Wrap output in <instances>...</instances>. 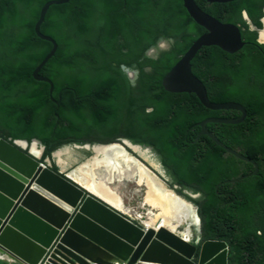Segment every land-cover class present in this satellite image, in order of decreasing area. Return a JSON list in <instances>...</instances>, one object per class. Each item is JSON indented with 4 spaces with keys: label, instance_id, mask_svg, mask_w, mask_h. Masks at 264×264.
Listing matches in <instances>:
<instances>
[{
    "label": "trees",
    "instance_id": "obj_1",
    "mask_svg": "<svg viewBox=\"0 0 264 264\" xmlns=\"http://www.w3.org/2000/svg\"><path fill=\"white\" fill-rule=\"evenodd\" d=\"M59 0H0V138L32 139L45 147L42 159L68 144H109L120 138L151 147L168 186L197 207L202 241H223L228 264H264V44L243 20L261 30L264 0L208 5L194 0L204 14L238 28L244 46L229 54L202 47L191 61L192 74L212 103L234 102L246 110L236 125L208 123L223 145L253 160L254 167L218 147L198 123L237 118L236 110L212 111L194 94L169 93L162 79L206 32L183 8L182 0H71L49 8L39 32L57 49L32 77L52 48L36 37L42 7ZM161 41L168 48L157 50ZM137 72L131 80L121 68ZM27 152V150H24ZM90 154L91 152H86ZM52 169L59 172L53 162ZM183 190L198 194L190 198Z\"/></svg>",
    "mask_w": 264,
    "mask_h": 264
},
{
    "label": "water",
    "instance_id": "obj_2",
    "mask_svg": "<svg viewBox=\"0 0 264 264\" xmlns=\"http://www.w3.org/2000/svg\"><path fill=\"white\" fill-rule=\"evenodd\" d=\"M70 1L46 3L34 26L36 37L51 43L52 48L35 67L32 77L49 85L50 99L56 104L59 101L51 97L54 91L51 81L39 72L54 56L57 44L52 38L40 34L39 29L50 7L67 5ZM202 1L208 5H225L240 0ZM182 3L190 19L206 33L193 42L164 76L162 87L169 93L194 94L208 110L240 112L241 115L237 118H208L198 123L201 128L198 136L206 135L228 154L253 165L254 170L249 175L226 181L233 184L248 176H255L258 167L253 160L223 145L208 132L206 125L239 124L245 119L246 110L234 102H210L203 84L192 74L190 63L202 47L215 46L233 54L244 46V42L237 27L221 24L204 14L194 0H182ZM242 16L250 31L257 33V42L264 44L261 39L264 18L261 20V30H257L251 25L246 13ZM167 48L168 43L161 41L157 44V49H149L146 55L153 57L157 50ZM121 68L131 80L135 78L136 72L125 65ZM68 145L90 151L91 156L87 160L96 154V148L102 151L114 146L125 147L140 157L142 164L158 180V177L163 179L164 182L161 183L169 191L176 193L178 189L176 185L171 188L166 185L170 178L151 147L134 144L127 139H123L121 143ZM27 147H33L39 155L33 150L24 152ZM61 148L53 156L61 155ZM44 151L45 147L36 139H32L30 143L25 140L10 143L0 138V260L20 264H228V247L225 242H199L200 219L197 207L191 202L188 203L193 207L198 225L190 238L185 239L180 233L164 227H146L143 222H136L68 174L55 172L50 160L42 159ZM139 151H145L150 158H144ZM182 193L192 199L199 196L187 190Z\"/></svg>",
    "mask_w": 264,
    "mask_h": 264
},
{
    "label": "bare ground",
    "instance_id": "obj_3",
    "mask_svg": "<svg viewBox=\"0 0 264 264\" xmlns=\"http://www.w3.org/2000/svg\"><path fill=\"white\" fill-rule=\"evenodd\" d=\"M261 39L264 40V31L261 33ZM31 150L39 155V152L33 147ZM95 150L96 154L89 159V162L86 161L87 163L83 164L84 168L87 170L84 174V177L88 180L86 188L95 191L96 195L98 194L99 197L126 214L127 210L125 209L126 207L123 198L116 193H113L111 188L97 177L96 171L99 167H106L109 169L108 177L112 179L116 175L120 177L124 175V170L121 166L122 163L130 164V166L131 164L133 166L137 165L138 167H141V169H135L138 172H142L144 175V178L142 179L143 183H141L145 185L147 189L146 198L151 204V209L157 211V214L155 217L150 216L145 218V220H142L141 214H138L136 218L141 220L146 227H164L174 232H176L175 230L177 228L181 227L180 229H182V232L180 234L185 239H188L193 235L194 229L197 228L196 226L198 225L196 224L197 218L194 215L193 207L188 201L184 202L185 199L184 201L181 200L182 197L169 191L163 186L161 181L156 179L155 175L150 173L140 162V157L136 156V154L132 153L127 148L120 146L109 147L102 151L98 148ZM140 154L147 159L150 158L148 154L146 155L145 151Z\"/></svg>",
    "mask_w": 264,
    "mask_h": 264
},
{
    "label": "rangeland",
    "instance_id": "obj_4",
    "mask_svg": "<svg viewBox=\"0 0 264 264\" xmlns=\"http://www.w3.org/2000/svg\"><path fill=\"white\" fill-rule=\"evenodd\" d=\"M26 150L31 151V147H27ZM61 151H62L61 155L52 156V159L46 158V160H50L51 165L54 162L58 166L61 172L68 174L72 179L76 180L78 183L86 187L87 186L86 183L88 180L84 177V174L87 172V170L84 168L83 164L90 161V160H87V158L91 156V153L87 154L86 153L87 151L76 149L74 145H68V146L62 147ZM140 153H142V151ZM41 156L43 157V155ZM144 158L146 157L144 156ZM86 160L87 162H85ZM151 163L153 164L154 162L151 161ZM121 166L124 170V175L121 177L116 175L112 179H110V177H108L109 169H107L106 167H99L97 169L96 171L97 177H99V179L102 182H105L111 188L113 193H116L117 195L123 198L124 205L126 207L125 209L127 210V212L126 211L125 212L128 216L135 219L137 222L141 221L138 218H136L138 214L142 215V220H145V218H148L150 216L155 217V215L157 214V211H154L151 209V204L148 202V199L146 198L147 189L145 185L142 184L143 183L142 179L144 178V175L142 172H138L136 170V169H141V167H138L137 165L133 166L132 164L130 166V164H125V163H122ZM158 178L160 179L161 182L163 181V179H161L160 177ZM166 185H167V182H166ZM92 192L96 194L95 191H92ZM182 197L185 198L184 196ZM183 198L182 199L180 198V199L184 201ZM186 200L184 202H187V201L190 202L189 200L187 201ZM193 206L195 205L193 204ZM180 228L181 227L177 228L175 231L177 233H181L182 229ZM0 264H20V263L18 262L16 263L10 260H0Z\"/></svg>",
    "mask_w": 264,
    "mask_h": 264
},
{
    "label": "flooded vegetation",
    "instance_id": "obj_5",
    "mask_svg": "<svg viewBox=\"0 0 264 264\" xmlns=\"http://www.w3.org/2000/svg\"><path fill=\"white\" fill-rule=\"evenodd\" d=\"M131 70V69H130ZM131 71H134V70H131ZM134 72H136V71H134ZM128 76V75H127ZM136 76H137V72H136ZM136 76H135V78H136ZM135 78L133 79V80H135ZM123 139H126V138H120V140H119V142H115V143H121L122 142V140ZM127 140H129V139H127ZM131 141V140H130ZM132 142V141H131ZM133 143V142H132ZM111 144V143H110ZM85 145V144H84ZM81 150H83V151H87V152H90V151H88V150H84V149H81ZM129 150V149H128ZM60 171V170H59ZM197 224V223H196ZM199 234H200V236H201V228H200V230H199ZM199 242H202V237H201V240L199 241Z\"/></svg>",
    "mask_w": 264,
    "mask_h": 264
},
{
    "label": "clouds",
    "instance_id": "obj_6",
    "mask_svg": "<svg viewBox=\"0 0 264 264\" xmlns=\"http://www.w3.org/2000/svg\"><path fill=\"white\" fill-rule=\"evenodd\" d=\"M26 150V149H25ZM136 221V220H135ZM137 222V221H136ZM203 242V241H202Z\"/></svg>",
    "mask_w": 264,
    "mask_h": 264
},
{
    "label": "crops",
    "instance_id": "obj_7",
    "mask_svg": "<svg viewBox=\"0 0 264 264\" xmlns=\"http://www.w3.org/2000/svg\"><path fill=\"white\" fill-rule=\"evenodd\" d=\"M133 219V218H132Z\"/></svg>",
    "mask_w": 264,
    "mask_h": 264
}]
</instances>
